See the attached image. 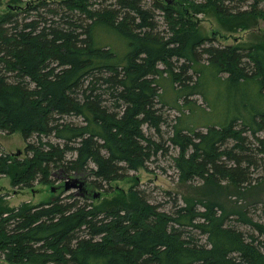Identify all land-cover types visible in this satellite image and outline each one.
I'll return each mask as SVG.
<instances>
[{"label": "trees", "instance_id": "16d2710c", "mask_svg": "<svg viewBox=\"0 0 264 264\" xmlns=\"http://www.w3.org/2000/svg\"><path fill=\"white\" fill-rule=\"evenodd\" d=\"M262 1L183 3L233 30L257 25ZM9 2L0 131L27 145L21 158L0 142V178L56 190L0 208V264H264V222L233 199L264 179V45L217 44L177 0ZM162 156L185 190L100 200Z\"/></svg>", "mask_w": 264, "mask_h": 264}, {"label": "rangeland", "instance_id": "374dc122", "mask_svg": "<svg viewBox=\"0 0 264 264\" xmlns=\"http://www.w3.org/2000/svg\"><path fill=\"white\" fill-rule=\"evenodd\" d=\"M9 1L10 0H3L0 9H9ZM177 1L183 9H187L189 16L199 21V23L207 29L217 44L225 46L230 44L235 45L238 42H253L264 45V18L257 19V25L251 28L245 29L237 27L230 30L229 26L222 21L221 17L214 9L206 8L194 14L192 8L187 7V5L183 3V0ZM194 1L196 2V0ZM196 3L200 2L197 0ZM261 4L264 5V1H262ZM232 6L236 7V5ZM194 98L198 97L195 96ZM199 100L203 103V99L199 98ZM174 112L175 110L171 109V113L173 114ZM167 129L168 128H166V130ZM0 142L7 152L17 153V151H19L21 152L20 157L25 158L27 144L21 131H16L12 134H6L5 132L0 131ZM252 175L254 179L258 177L262 178L264 176V160L261 161V166L256 168ZM136 184L140 188L145 189L150 196L154 197L155 199L153 200L159 201L166 200L168 197L166 193L168 191H172L173 195H176L177 193H180L181 190H185L184 185H182V188L179 186L177 170L172 159L169 156H162L156 161L150 162L147 168L141 167L138 170L131 171L128 177L113 182L111 184V186H113L112 193L99 189L98 191L103 193L100 200L102 201L105 196L112 198L121 193H126V195L129 196L130 189ZM52 195L53 191L51 190L50 185L37 184L34 189H15L12 186L11 178L9 176H3L0 178V208L5 206H19L23 202L34 205L46 201ZM240 196H238V199L236 197H233V199L240 200L238 203L247 207L249 215L256 220L264 222V179L261 180L258 193L250 192ZM237 222L238 221L234 223L245 232L248 230L254 232L251 226Z\"/></svg>", "mask_w": 264, "mask_h": 264}, {"label": "water", "instance_id": "95a60500", "mask_svg": "<svg viewBox=\"0 0 264 264\" xmlns=\"http://www.w3.org/2000/svg\"><path fill=\"white\" fill-rule=\"evenodd\" d=\"M82 185H83L82 181L77 180V179H72L70 183H68V182L65 183V189L66 190H71V189L79 188ZM52 190H56V189L53 187Z\"/></svg>", "mask_w": 264, "mask_h": 264}, {"label": "bare ground", "instance_id": "6f19581e", "mask_svg": "<svg viewBox=\"0 0 264 264\" xmlns=\"http://www.w3.org/2000/svg\"><path fill=\"white\" fill-rule=\"evenodd\" d=\"M173 81H174V79H173ZM184 105V104H183ZM39 141V140H38ZM30 156V155H29ZM10 157V156H9ZM29 161V160H28ZM30 162V161H29ZM11 165V164H10ZM25 165H26V163H25ZM23 170V169H22ZM26 170V169H25ZM17 171V170H16ZM24 171V170H23ZM47 180V179H46ZM94 182V181H93ZM60 187V186H59ZM58 193V192H57ZM67 194V193H66ZM100 194V193H99ZM48 200V199H47ZM209 202V201H208ZM205 203V202H204ZM3 207V206H2ZM10 210V209H9ZM205 211V210H204Z\"/></svg>", "mask_w": 264, "mask_h": 264}]
</instances>
